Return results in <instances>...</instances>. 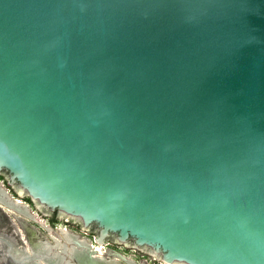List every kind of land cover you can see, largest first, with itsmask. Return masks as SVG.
Instances as JSON below:
<instances>
[{"label": "water", "instance_id": "water-1", "mask_svg": "<svg viewBox=\"0 0 264 264\" xmlns=\"http://www.w3.org/2000/svg\"><path fill=\"white\" fill-rule=\"evenodd\" d=\"M0 175L103 249L264 264V0H0Z\"/></svg>", "mask_w": 264, "mask_h": 264}, {"label": "bare ground", "instance_id": "bare-ground-1", "mask_svg": "<svg viewBox=\"0 0 264 264\" xmlns=\"http://www.w3.org/2000/svg\"><path fill=\"white\" fill-rule=\"evenodd\" d=\"M0 205L10 213L39 224L51 236L48 239L33 227H25L23 235L26 242L19 238L22 239L19 244L10 234L7 236L0 232L3 250L15 264H136L130 257L119 252L92 245L86 237L69 231L66 227H50L24 202L12 197L1 182Z\"/></svg>", "mask_w": 264, "mask_h": 264}, {"label": "rangeland", "instance_id": "rangeland-1", "mask_svg": "<svg viewBox=\"0 0 264 264\" xmlns=\"http://www.w3.org/2000/svg\"><path fill=\"white\" fill-rule=\"evenodd\" d=\"M8 191L10 193V189H8ZM10 195H12V194H10ZM20 200L22 202L26 203L23 199H20ZM29 208L31 210H33L36 215H38L40 218H42L47 225H50L52 227L63 226V227H66L69 231H72V232L77 233V234L79 233V235L84 236L89 240H92L88 235H86L82 230H80L74 224L54 220V219L50 218L49 216H47L42 211L36 210L35 207L29 206ZM50 219L54 221L53 225L50 224L51 223ZM25 227H29V228L33 227L36 231H38L39 233H41L42 235H44L48 239L51 237L50 235L47 234V232L39 224H37L33 221H30L21 215L10 213L6 208H4L0 205V232L1 233L5 234L7 236H8V234H10L11 237H13L19 244H21L22 239L25 241V236L23 235V231H24ZM20 233H21V236H19ZM13 234H14V236H13ZM19 238H22V239H19ZM92 241H93V244L98 245L94 240H92ZM107 249H110V250L115 251V252H119V253L127 256V257H130L132 260H134L136 262V264H140L141 262H145L146 264H148V263L153 264V262H155L157 264V261L154 260L155 258L147 256V255L142 254L140 252L134 251L132 249L126 248V247L121 246L119 244L111 246ZM145 259L148 262H146ZM120 263L124 264L122 262H120ZM0 264H15L6 256L1 243H0ZM160 264H163V263L160 262Z\"/></svg>", "mask_w": 264, "mask_h": 264}, {"label": "flooded vegetation", "instance_id": "flooded-vegetation-1", "mask_svg": "<svg viewBox=\"0 0 264 264\" xmlns=\"http://www.w3.org/2000/svg\"><path fill=\"white\" fill-rule=\"evenodd\" d=\"M4 180H5V179H4ZM1 181H2V180H1ZM3 182H4V181H3ZM4 184H5V186H6L7 188L9 187L8 189H10V193H11L12 195L14 194L13 196L16 197V195H15V193L13 192V190L11 189V187L7 185L6 180H5V183H4ZM27 204H28V203H27ZM28 205H29V204H28ZM29 206H30V205H29ZM30 207H33V205L30 206ZM50 220H51V219H50ZM50 222H51V223H50L51 225L54 224V221H53V220H51ZM55 228H58V227H55ZM88 240H89V239H88ZM90 242H91L92 245H95V244H93V241H92V240H90ZM97 246H98V245H97ZM150 260H151V259H150ZM154 260L157 261V264H160V261H158V260H156V259H154ZM145 261L148 262L146 259H145ZM148 264H149V263H148ZM153 264H156V263L153 262Z\"/></svg>", "mask_w": 264, "mask_h": 264}, {"label": "trees", "instance_id": "trees-1", "mask_svg": "<svg viewBox=\"0 0 264 264\" xmlns=\"http://www.w3.org/2000/svg\"><path fill=\"white\" fill-rule=\"evenodd\" d=\"M0 180L4 181V183H5L4 177H3L2 175H0ZM8 188H9V187H8ZM13 195H14V194H13ZM23 200H24L26 203H28L30 206H32V203H31V201H30V199H29L28 197H25Z\"/></svg>", "mask_w": 264, "mask_h": 264}]
</instances>
